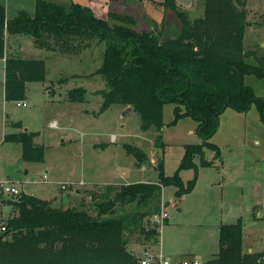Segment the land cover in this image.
Segmentation results:
<instances>
[{"label":"trees","instance_id":"obj_1","mask_svg":"<svg viewBox=\"0 0 264 264\" xmlns=\"http://www.w3.org/2000/svg\"><path fill=\"white\" fill-rule=\"evenodd\" d=\"M204 14L192 18L176 0H162L180 22L175 33L154 21L139 28L134 14L110 12L109 18L98 16L87 5L67 6L49 0H36L35 12L22 10L15 17L7 15L0 3V59L6 58L5 99H26L30 81H45L44 59L25 58L7 53L11 35L33 36L35 46L51 52L71 53L90 47L93 39L106 43L103 62L96 70L108 88L102 92V111L115 103L138 111L142 129L155 128L156 146L162 141L164 106L174 104V124L184 116L198 121L202 141L186 144L178 170L173 175L164 171L159 158L158 183L136 182L106 184L93 193L95 213L90 209L60 208L52 200L21 192L8 199L15 214L3 220L0 233V264H142L132 243L155 245L161 234L150 221L160 212L163 187L175 185L181 197L195 187L191 180L186 188L180 171L201 164L214 165L205 158V148L220 147L211 141L219 128L220 115L228 108L239 112L257 106L264 121V97H258L247 76L264 78V55L257 49L245 50L248 20L247 0H203ZM111 19L115 20L112 24ZM254 58L256 62L249 59ZM72 100L84 101L86 89L68 92ZM14 125L23 127L21 121ZM36 131L12 132L5 140L22 145V157L29 162H44L45 148L36 144ZM127 152L137 165L148 162L145 151L127 145ZM85 208V207H84ZM150 264H159L152 262ZM204 264H264V252L245 251L243 223H225L219 230V249Z\"/></svg>","mask_w":264,"mask_h":264},{"label":"rangeland","instance_id":"obj_2","mask_svg":"<svg viewBox=\"0 0 264 264\" xmlns=\"http://www.w3.org/2000/svg\"><path fill=\"white\" fill-rule=\"evenodd\" d=\"M49 1L87 5L103 18H109L110 12L134 14L137 27H148L154 21L168 35L180 27L175 13L158 3L162 0ZM176 1L192 18L203 16V0ZM0 3L7 7L9 17L18 16L22 10L35 12L36 0ZM247 8L250 25L244 48L257 49L264 55V0H247ZM33 39L30 34L7 39V53L46 61V80L27 83L26 99L22 100L26 106L5 99L4 68L0 63V181H11L20 193L52 200L55 207L88 208L96 215L92 197L100 187L108 183H156L160 178L159 156L165 173L173 175L186 144L202 141L198 121L192 116L168 124L175 117L172 103H167L163 111L165 125L160 133L164 147L156 146L158 131H144L141 115L133 108L129 110L130 106L115 103L102 111V92L108 85L95 72L103 62L105 42L93 39L90 47L64 53L38 48ZM249 60L256 62L254 58ZM246 81L258 97H264V78L249 75ZM79 87L86 89L85 100L70 99L68 92ZM17 121L23 127L14 125ZM25 129L38 132L34 141L45 148L44 162L25 161L22 145L5 140L7 134ZM211 141L221 150L220 158H216L214 149L205 148V158L213 160L214 165H202L198 155L197 168L180 171L186 188L191 180H196L190 192L179 197L175 185L163 187L161 204L166 207L168 218L154 251L162 248L167 257L206 262L219 249L220 226L239 219L243 223L244 250L264 252V121L257 106L253 104L246 112L228 107L220 115L219 128ZM127 145L145 151L150 163L138 166L136 158L127 152ZM63 184L66 188H62ZM17 196L0 189V233L3 220L15 214L7 200ZM150 221L153 223V217ZM144 247L135 242L129 249L142 256Z\"/></svg>","mask_w":264,"mask_h":264},{"label":"built area","instance_id":"obj_3","mask_svg":"<svg viewBox=\"0 0 264 264\" xmlns=\"http://www.w3.org/2000/svg\"><path fill=\"white\" fill-rule=\"evenodd\" d=\"M6 62V58L4 59ZM27 105L26 101H18V106ZM44 180H47V177H44ZM66 184H63L62 188H66ZM0 189L3 192L13 193V194H19V190L16 186L12 185L11 181H0ZM168 218V212L166 210V207L164 204L161 206L160 212L156 213L153 216V222L158 227V230L160 233H162L163 226L165 224L166 219ZM139 260L142 264H150L152 262L159 263V264H204L203 262L192 259V260H180L178 258H171L167 257L163 251H159L157 253L153 252L150 248H147L144 250V253L142 256H139Z\"/></svg>","mask_w":264,"mask_h":264},{"label":"crops","instance_id":"obj_4","mask_svg":"<svg viewBox=\"0 0 264 264\" xmlns=\"http://www.w3.org/2000/svg\"><path fill=\"white\" fill-rule=\"evenodd\" d=\"M21 56V55H20ZM25 58H30V57H25ZM0 63L2 64V67L4 68V80H5V62L3 63V59L0 60ZM1 73V72H0ZM3 84H4V81H3ZM4 86V85H3ZM4 94H5V90H4ZM28 130V129H27ZM154 161V159H152ZM154 163V162H153ZM130 183H133V182H124V183H108V184H130ZM158 183V182H156ZM15 186V185H14ZM155 245H145L144 247V250L147 249V248H150L153 252L157 253V251H154L155 250ZM162 250V248H161ZM160 250V251H161ZM163 251V250H162ZM253 251L251 248L249 249V252ZM175 258V257H174ZM179 259V258H178Z\"/></svg>","mask_w":264,"mask_h":264},{"label":"water","instance_id":"obj_5","mask_svg":"<svg viewBox=\"0 0 264 264\" xmlns=\"http://www.w3.org/2000/svg\"><path fill=\"white\" fill-rule=\"evenodd\" d=\"M132 109V107H129V110Z\"/></svg>","mask_w":264,"mask_h":264}]
</instances>
